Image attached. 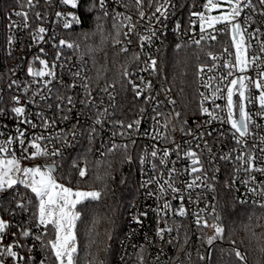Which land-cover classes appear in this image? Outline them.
Masks as SVG:
<instances>
[{
	"label": "snow or ice",
	"instance_id": "6c2138e0",
	"mask_svg": "<svg viewBox=\"0 0 264 264\" xmlns=\"http://www.w3.org/2000/svg\"><path fill=\"white\" fill-rule=\"evenodd\" d=\"M52 0H45V3L51 4ZM63 5H70L71 8L77 9L80 0H59ZM39 3V0H36ZM145 0H90L87 5L89 13L95 11L100 13L96 16V20L111 19L112 33L108 35L112 38L114 46L119 45L120 53H128L129 46L133 44V37L138 42L141 49L152 44L156 39H159L157 32L166 27L165 22L169 20L175 13L178 5L176 0H147V6L154 10L148 15L143 6ZM259 8L254 0H204L202 11H192L190 17V29L195 25H199V38L192 39L190 44L200 47L202 42H216L218 35L223 34L229 37V42L223 47L220 55L213 54L212 51L206 53L209 63H202L197 67V77L200 88L198 90L199 99V114L207 117L203 123H197V127L193 130L187 126V121H181L180 131L187 136H192L193 139L203 140L204 148L211 155L212 150L205 136H212L211 131H202L206 125L219 123L220 125H228L226 131H220L218 139L230 136L234 141L236 148L231 149L228 153L220 156V160L238 162V166L234 169L235 173L243 172L246 176L241 181L251 193L254 199L251 204L254 208H259L264 213V181H257L253 173H261L264 175V167L257 166L258 160H264V123H258L257 118L264 120V31L260 27L252 28L256 23L254 16L258 14L264 17V0H258ZM98 5V7H97ZM117 5L124 9L132 5L138 10L139 20L134 21L131 15L125 11L117 10ZM29 8H35L36 4L33 0H27ZM248 11V14L246 13ZM217 13V14H213ZM17 16L23 17L22 25H10L9 27H22L23 29L30 28L28 12H17ZM55 16L62 22L64 29H72L74 26L83 23L80 16L75 13H62L57 11ZM36 19H42L40 12H35ZM147 18L148 23L144 25L146 34L139 31L142 21ZM155 20L153 26L152 21ZM176 29L180 31L181 22L176 21ZM219 26V27H218ZM97 31L101 37V43H104L108 38L104 34L103 24L97 23ZM252 29V30H250ZM45 27H38L34 32L30 33L31 40L35 44L47 43L45 38L47 33ZM95 34V33H93ZM87 37V34H85ZM51 39L56 40L55 33ZM15 37H8L9 46L13 45ZM253 41L255 43H253ZM181 45H177L179 49ZM53 59L51 63L47 57L48 53L44 47L39 48V54L34 55L32 63L27 67V75L31 77V81L26 83L21 89V85L17 80H12L8 84V88L14 86L18 90H22L27 97L26 103H22L21 96L13 95L11 97L12 107L10 109L14 119L16 120V130L14 135H8L4 139H0V193H6L10 190L15 191L18 186H22L26 193L20 195L17 191L16 195L20 199L16 201V206L21 211L25 210L29 204L34 203L36 211L33 213L35 224L40 228L39 233L34 234L30 229L20 228L19 237L25 240L31 238L34 242L28 251L31 252L39 244L40 250L45 253L44 258L39 261V264H80L78 255V222L82 221L83 212L86 210L89 203L99 201L102 197V192L99 190H81L73 189L70 186L59 182L57 178V170L59 165L57 159H63L64 151L62 148H57L53 145L54 141L60 142L64 147H74V141L82 135H87L89 143H92L104 125L108 122V108L103 111L99 110L95 98L93 97L92 78L86 75L84 66L77 67L73 71V67L68 63L63 62L64 49L78 50L80 45L66 39H59L58 42L52 44ZM159 49H157L158 51ZM92 51V49H89ZM11 54V53H9ZM64 60L68 58H63ZM83 61V55H81ZM141 61V54L134 53L132 55V63ZM222 61V63H218ZM38 63V67L36 64ZM143 67L139 68L140 72H150L155 74L158 70V62L154 57H149L143 61ZM58 68L63 70L69 77V81L63 79V75H58ZM223 69V71H221ZM129 71L128 66H124L121 72L124 83L122 88L130 87L133 98L139 100L143 98L145 104H150L155 101L153 108L154 115L151 116L152 128L151 131H145L144 136L157 142H167L175 145L177 159L181 158L180 144L176 143L175 139L169 135V125L172 124L174 118H179V112H170L165 114L156 109L162 103L152 95V81H145L143 76H137ZM97 84L99 79H102L99 72L97 73ZM139 80V83L136 81ZM59 85L54 88L53 84ZM81 89L78 93L81 98L77 101L76 95H66L68 91ZM114 84H106L100 88V92L106 93L110 100V107L115 108L116 101L110 89H114ZM63 90V91H62ZM170 91V90H165ZM55 95L56 110L64 113L60 116L61 121H68L70 113L76 107L77 102L83 105V108L97 109L96 118L93 123L86 128H82L79 116L83 109L77 113L76 123L71 125L70 130H61L53 134L50 129L57 125V120L46 116V111H50L53 107L48 101ZM66 101V106H65ZM217 101H224L223 104ZM168 104L175 105V100L168 99ZM101 104L103 101L101 100ZM34 105L38 111L31 115L27 111V105ZM255 107L256 111L251 109ZM4 107L0 106V112H4ZM145 109H140L143 114ZM35 118V121L33 119ZM163 118V122H161ZM113 131L108 144L100 155L107 156L108 154L121 151L124 154V160L127 163H132V156L129 154L130 145L137 143L134 136L140 134L141 119L133 120L125 124L124 121H111ZM20 125H27L31 129H40L39 132H33L28 135L26 128H21ZM99 126V127H98ZM171 131H176V127L172 124ZM119 136L125 143H117L116 137ZM0 137H4V133L0 132ZM70 137V139H69ZM190 143V142H189ZM18 146L19 155H17ZM196 148H200V144H196ZM91 150V149H89ZM173 150L168 148L160 149L154 143L149 147H145L143 155L139 158L141 166L149 165L152 175H148L144 179L140 187L146 190L148 197H153L156 200V207L139 212L132 217V220L137 225H143V221L147 218L149 211L156 214L157 228L155 235L161 240H165V234L168 235L167 243L173 244L174 241L179 242L181 239V229L183 232V244H180V250H183L184 245L189 242L188 231L182 222H177L174 217L185 218L188 215V210L185 207V200L188 203L198 204L203 198V194L192 199V193L197 188L214 191V185L209 184V180H215V172L219 169H214L213 175L209 176L202 162L201 155L189 147L183 152V157L190 161L189 168L180 170L175 167L176 161H171L172 167L168 168L170 157ZM233 153H237L233 156ZM259 153V155H258ZM47 158L50 162L43 165L37 164L34 166H23L24 161L36 160L38 158ZM215 159V157H213ZM156 161L159 163L157 164ZM103 160H97L99 166ZM212 163V160L209 161ZM73 168L77 170L80 180L88 175V166H80L76 161H73ZM161 166L167 169V179H163L164 173L161 171ZM143 171V168L141 169ZM181 171L188 172L192 178L184 184L183 189L176 186V181L181 174ZM147 175V173H145ZM97 180L102 179L101 176L96 177ZM163 180V182H161ZM122 183L124 181H121ZM235 183V179L233 180ZM155 185V190L150 186ZM231 186V185H229ZM30 192L31 196L27 193ZM187 192V197L185 196ZM171 195V199H168ZM15 199V197H14ZM172 201H179L177 207H173ZM240 203H249L247 199L240 200ZM211 211L208 212V208ZM195 216V224L198 228H211L213 235L207 237V243L212 245L214 241L224 238L225 228L221 222L220 213L216 210L215 205L206 204L204 208L192 213ZM205 215L211 217L210 224ZM171 219V223L169 220ZM95 223L88 232L89 242L88 247L91 249L96 244ZM163 223V227L159 225ZM12 225L0 217V264H21L26 259L31 261L34 257L27 258L21 255L17 249L24 248L25 244L17 238V233H9L8 230ZM133 233L135 229L132 230ZM176 235L173 236L172 233ZM10 234L13 240L4 244L5 236ZM131 235V234H130ZM51 238H48V237ZM253 238L259 240L256 233L252 232ZM203 239V236L201 237ZM147 240V237H145ZM139 247L137 253L138 264H144V247ZM235 256L240 261H245V256L239 250L233 249ZM259 251L264 253V243L259 247ZM91 255V253H89ZM157 255L156 259H159ZM124 259L123 257L121 258ZM204 260L203 255L200 256ZM88 264H97L95 257L89 260ZM99 264H104L99 261Z\"/></svg>",
	"mask_w": 264,
	"mask_h": 264
},
{
	"label": "built area",
	"instance_id": "2783aa9c",
	"mask_svg": "<svg viewBox=\"0 0 264 264\" xmlns=\"http://www.w3.org/2000/svg\"><path fill=\"white\" fill-rule=\"evenodd\" d=\"M33 3L36 4L35 8H29L27 6V0H0V106L4 107L5 111L0 112V132L4 133V137H0V139L6 138L8 135H14L16 130V120L14 119L10 109L12 107L11 97L13 95L21 96L22 103H26L27 97L23 93L22 90L16 89L14 86L12 89H9L7 86L12 80H17L21 89L23 86L31 81V77L27 75V67L30 63H32V58L34 55L39 54V48L44 47L46 52L48 53L47 58L51 63L53 59L54 49L52 48V44L54 42H58L59 39H66L69 41H73L80 45L78 50L72 49H64L62 60L65 63H68L73 67V71L76 70L77 67L84 66L86 69V75L92 78V69L87 57V54L84 52L82 45L77 42L75 38V30L81 25L74 26L72 29H64L62 22L58 20L55 16L57 11L62 13H75L81 17L83 21L82 15V3L84 0H80V4L77 9L71 8L70 5L66 6L59 2V0H52L51 4L45 3V0H39V3H36V0H33ZM178 5L174 15L165 22L166 27L161 28L157 35L159 39H156L152 42V44L147 45L143 49H141L138 45V42L133 37V44L129 46V49L136 51L141 54V61L136 64L130 71L134 72L136 75L132 77L136 79L137 76H143L145 81H152L153 90L152 95L156 96V99L161 101L162 103L156 109L157 111L168 114L170 112H179L181 115L179 118H174L172 124L175 125L176 131H171L172 124L169 125V135L172 136L176 143L180 144V154L181 158L177 159L176 152L174 151L175 145L167 142H157L150 139L147 136H144L143 133L147 131H151L152 128V120L151 116L154 115L153 108L155 107V101L150 104H145L143 98L139 100H134L131 102L130 107H123L121 100L119 99V94L116 88L110 89L113 95L115 96L116 106L115 108L110 107V100L106 93L100 92V88L105 87L106 84H97L92 79V87L93 97L96 100L97 105H99V110L103 111L104 108H108L109 117H107V123L104 125L103 130L100 132V135L96 137V139L92 142L93 145V153L95 158H104L100 155V152L104 150L105 145L108 144V141L111 138V134L113 129L111 121H124L125 124L132 122L136 119H141V127L140 134L134 136L137 144L140 146V156L143 155L145 147H149L152 144H156L158 148L161 150L164 148H168L173 150L172 156L170 157V162L168 164V168L172 167L171 161H176L175 167L180 170H184L189 168L190 161L183 157V152L186 151L189 147L198 153H202L201 159L204 163V167L207 170L209 176L213 175L214 169H219V171L215 172L216 179L209 180V184H213L215 190H205L203 188H197L192 193V199L195 200L198 195L203 194V198L200 200L198 204L188 203L187 199L185 200V207L188 210V215L185 218L174 217L177 222H182L185 228L188 231V235L190 237L189 243L193 241V245H197L195 240H191V233L198 227L195 224V216L192 213L198 211L201 208H204L206 204L208 205H216L217 201V190L219 185L226 184L231 185L234 189V193L237 198L240 200L247 199L249 203L252 199H254L253 195L247 191V188L244 186L241 181L246 178L245 174L241 171L239 173H235L234 169L238 166V162L224 161L220 160L219 157L228 153L231 149L236 148L234 141L230 136H226L223 138H219L220 131H226L229 126L228 125H220L219 123H214L212 125H206L202 131H211L212 136H205V140H207L209 146L211 147L212 153L211 155L204 148V141L193 139L192 136H187L182 133L179 129L181 127V121H187V126L191 127L193 130L196 129L197 123H203L207 117L201 116L199 114V108L196 109L191 114H185L179 102L177 100V96L174 91L167 85L163 79L160 77L159 63L158 70L155 74L150 72H140L139 68H142L143 61L148 59L149 57L158 58V54L160 50L164 47L168 40L172 39L177 44H190L192 39L199 38V25H195L194 28L190 29V19H196L195 17H190V13L192 11H202V4L204 0H176ZM254 3L257 4V8H259L258 0H254ZM117 10L125 11L128 15L133 17L134 21L139 20L138 10L135 5L130 6L127 9H124L122 6L117 5ZM143 10L150 15L154 10L153 8H149L147 6V0H145V4L143 6ZM249 10H246L245 14H248ZM17 12H28L29 14V24L30 28L23 29L22 27H9L10 25H22L23 17L17 16ZM35 12H40L42 19H36ZM256 21L255 24L252 25V28L260 27L262 31H264V17L256 14L254 16ZM179 20L181 22V29L177 31L176 29V21ZM148 23L147 18L141 22L139 31L142 34H146L144 30V25ZM155 20L152 21L153 26L155 25ZM38 27H45L48 31L45 34V38L48 41L47 43L35 44L31 40L30 33L34 32ZM219 27V26H218ZM252 30V29H250ZM53 33H55L56 40L53 41L51 39ZM15 37L14 44L9 46L8 37ZM229 42V37L223 34L218 35V40L216 42H202V45H206L209 47L210 51L215 55H220L223 51V47L227 45ZM253 43H255L253 41ZM194 45V44H193ZM157 49H159L157 51ZM11 53V54H9ZM81 55H83V61H81ZM68 58L64 60L63 58ZM158 62V61H157ZM206 63L211 64V61L208 59ZM218 63H222L219 61ZM38 67V63L36 64ZM58 75H63V79L65 81H69L70 77L63 72V70L58 68ZM223 71V69H221ZM139 83V80L136 81ZM54 88H58L59 85L53 84ZM170 90V91H165ZM198 90L203 91L204 89L200 88L199 80H198ZM63 91V90H62ZM81 92V89L77 88L72 91H68L66 95H76L77 101L81 98L78 93ZM168 99L175 100V105L168 104ZM200 99V97H199ZM101 100L103 103L101 104ZM56 97L55 95L48 101V103L52 104L53 107L50 111H46V116L51 119L57 120V125L53 129L49 131L55 134L56 132H60L61 130H70L71 125L76 123L77 113L83 109L82 114L79 116L80 124L82 128H86L91 125L96 118L97 109L95 107L89 109L83 108V105L77 102L76 107L73 109L72 113H70V119L68 121H61L60 116L64 113L58 112L56 110ZM218 103L223 104L224 101H217ZM199 104V102H198ZM66 106V101H65ZM144 108L145 111L141 114L140 109ZM27 111L31 115L38 109L31 104L27 105ZM251 111L255 112L256 109L253 107ZM34 121L35 118L33 117ZM161 122H163V118H161ZM258 123H264V120L257 118ZM21 128H26L28 135L30 136L34 131L39 132L40 129L33 130L27 125H20ZM99 127V126H98ZM70 139V137H69ZM88 140L87 135H82L74 141V147H64L62 143L54 141L53 145H49L51 148L55 146L57 148H62L64 154H67L74 149H76L82 142ZM89 141V140H88ZM117 143H125L126 140H123L119 136L116 137ZM190 142V143H189ZM200 144V148H196V144ZM17 155H19L18 146ZM237 153H233L235 156ZM259 155V153H258ZM215 157V159H213ZM212 160L210 164L209 161ZM50 162L47 158H38L36 160H27L24 161L23 166H27L28 164L34 166L37 164H45ZM158 164L159 162L156 161ZM80 166H84V163H81ZM257 166L264 167V160H258ZM143 168V171L141 170ZM161 171L164 173L163 179H167V169L161 166ZM147 173V175H145ZM148 175H152L151 168L149 165L141 166L140 165V184L144 179H147ZM256 176L257 181H264V175L261 173H253ZM191 176L188 175V172L181 171L180 176L176 181V186L183 189L184 184L191 180ZM235 179V183L233 180ZM163 182V180H161ZM139 184V185H140ZM152 190H155V185L150 186ZM3 193H0L2 195ZM187 197V192L184 193ZM168 199H171V195H169ZM156 200L153 197H148L146 195V190L140 187V197L133 203L129 213L127 215V225L123 235V238L120 243V249L117 255V264H138L137 253L140 251L139 247H133L134 245L140 246L142 245L145 249L144 255V264H203L200 262V256H205L206 250L204 247H195L189 250H180V244H183V232L184 229H181V239L179 242L174 241L173 244H168L166 241L168 239V235L165 234V240L161 241L156 235L155 230L157 228V217L156 214L152 211H149L147 218L144 219L143 225H137L132 220V217L139 212L148 210L150 208L156 207ZM173 207H177L179 201H172ZM251 204V203H250ZM208 212L211 211V207L208 208ZM13 215L9 218L5 219L9 221L11 224V220L13 219ZM205 218L209 217L205 215ZM171 223V219L169 220ZM12 225V224H11ZM163 227V223L159 225ZM12 226L8 230L9 233H12ZM133 229L135 232L133 233ZM131 234V235H130ZM173 236L176 235L175 232L172 233ZM147 237V240L145 239ZM13 240V237L10 234L5 236L3 240L4 244H8ZM187 244V245H188ZM19 249H17L18 251ZM159 255V259L156 257ZM124 258L123 260L121 258ZM8 264H12L11 261H8Z\"/></svg>",
	"mask_w": 264,
	"mask_h": 264
},
{
	"label": "trees",
	"instance_id": "16d2710c",
	"mask_svg": "<svg viewBox=\"0 0 264 264\" xmlns=\"http://www.w3.org/2000/svg\"><path fill=\"white\" fill-rule=\"evenodd\" d=\"M89 2L90 0H84L82 3L83 24L75 30V38L87 54L93 81L97 83L99 72L102 79H99L98 84H114L123 107H130L135 99L130 87L122 88L124 81L121 72L124 66H128L129 71L136 66L137 63H132V55L137 52L131 49L128 53L119 52L120 46H114L111 36L108 35L113 31L111 19L97 21L96 16L100 13L95 11L89 13L87 8ZM97 23L103 24L104 34L108 37L104 43H101ZM177 45L170 39L160 50L157 58L160 77L176 94L183 112L191 114L196 111L199 102L197 67L208 61L206 53L210 49L206 45L197 47L193 44H179L181 47L177 49ZM129 154L132 156V163L125 162L121 151L108 154L101 159L95 158L93 145L86 140L73 151L64 154L63 159L56 158L59 165L56 175L60 182L73 188L102 192L101 199L89 203L83 212L82 221L78 222L80 264H88L93 256L97 264L99 261H103L104 264H117L120 243L127 225V215L133 203L140 197V146L137 143L130 145ZM97 160L104 162L98 166ZM73 161L87 164L88 175L84 180H80L77 170L73 168ZM98 175L102 179L97 180ZM17 191L20 195L26 193L22 186H18L15 191L10 190L0 195V212L4 219L14 216L11 220L12 232L17 233V238L25 244L18 252L26 258L34 257V260L26 259L21 264H39L45 255L39 244L37 243L29 252L28 248L34 241L31 238L25 240L19 237L21 226L30 229L34 234L41 231L36 227L33 216L36 209L34 203L29 204L23 211L17 208L16 201L20 199V196L16 195ZM27 195L31 196V193L28 192ZM239 201L232 186L219 185L215 206L225 228L224 238L209 245L206 242L207 237L214 234L213 230L197 228L191 233V240H195L197 245H193L191 241L184 245L183 250L204 247L205 259L200 260L203 264H264V253L259 251V247L264 243V213L250 203L242 204ZM93 221H96V244L89 249L88 232L93 226ZM208 221L212 223L211 217ZM253 231L259 240L253 238ZM233 249L239 250L245 256V261H240ZM48 264H51V261Z\"/></svg>",
	"mask_w": 264,
	"mask_h": 264
},
{
	"label": "rangeland",
	"instance_id": "374dc122",
	"mask_svg": "<svg viewBox=\"0 0 264 264\" xmlns=\"http://www.w3.org/2000/svg\"><path fill=\"white\" fill-rule=\"evenodd\" d=\"M213 14H217V13H213ZM24 164V163H23ZM22 164V165H23ZM27 166H32V165H30V164H28ZM60 182V181H59ZM62 183V182H61ZM66 186H68V185H66ZM73 188V187H72ZM73 189H77V188H73ZM79 189V188H78ZM81 190H85V189H81ZM89 190V189H88ZM0 217H2V215H1V212H0ZM3 218V217H2ZM4 219V218H3Z\"/></svg>",
	"mask_w": 264,
	"mask_h": 264
}]
</instances>
